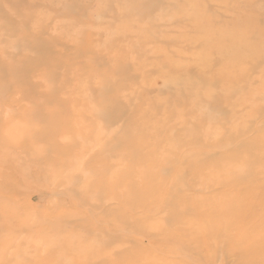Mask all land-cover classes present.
<instances>
[{
    "label": "rangeland",
    "instance_id": "374dc122",
    "mask_svg": "<svg viewBox=\"0 0 264 264\" xmlns=\"http://www.w3.org/2000/svg\"><path fill=\"white\" fill-rule=\"evenodd\" d=\"M0 264H264V0H0Z\"/></svg>",
    "mask_w": 264,
    "mask_h": 264
}]
</instances>
